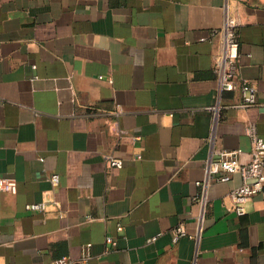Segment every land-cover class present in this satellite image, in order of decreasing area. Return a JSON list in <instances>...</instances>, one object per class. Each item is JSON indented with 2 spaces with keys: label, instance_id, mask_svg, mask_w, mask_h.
I'll return each instance as SVG.
<instances>
[{
  "label": "crops",
  "instance_id": "obj_1",
  "mask_svg": "<svg viewBox=\"0 0 264 264\" xmlns=\"http://www.w3.org/2000/svg\"><path fill=\"white\" fill-rule=\"evenodd\" d=\"M228 17L253 105L219 92ZM251 121L264 137V0H0V264H264V190L240 215L241 175L210 171L249 160Z\"/></svg>",
  "mask_w": 264,
  "mask_h": 264
},
{
  "label": "built area",
  "instance_id": "obj_2",
  "mask_svg": "<svg viewBox=\"0 0 264 264\" xmlns=\"http://www.w3.org/2000/svg\"><path fill=\"white\" fill-rule=\"evenodd\" d=\"M222 32V49L218 55L215 72L218 76L219 92L224 90L240 89L242 103L245 106L256 103V87L249 79L239 74L240 34L239 24L236 20L228 17ZM219 107V106H218ZM217 108V106H216ZM246 132L252 139V150L249 160L241 159L243 150H223L218 159L210 161L211 172H221L222 180L230 179L233 173H239L243 179L242 184L231 192L234 201L233 209L238 214H244L247 210L248 201L257 193L264 190V137L259 133L257 123L249 122ZM108 163L111 166H122L120 157L109 156ZM54 182L59 180L58 174L52 177ZM0 190L17 191V181L11 177H0ZM34 208H45V202L30 204ZM186 234L183 224H179L174 230V239ZM90 244H87V246ZM49 264H89V256L84 253L80 258L61 256Z\"/></svg>",
  "mask_w": 264,
  "mask_h": 264
}]
</instances>
